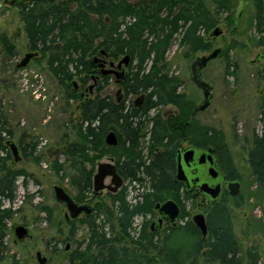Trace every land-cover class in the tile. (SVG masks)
<instances>
[{
	"label": "trees",
	"instance_id": "trees-1",
	"mask_svg": "<svg viewBox=\"0 0 264 264\" xmlns=\"http://www.w3.org/2000/svg\"><path fill=\"white\" fill-rule=\"evenodd\" d=\"M251 1L255 10V30L260 36L257 43L264 46V0ZM211 2L214 11L206 0H34L21 8L29 49L39 51L42 57L48 56V69L67 90V98L80 100L75 139L65 142L61 152L64 161L55 159L53 170L62 180L69 177L76 190L73 197L83 203L93 193L98 160L108 155L116 159L119 172L126 181L135 184L133 189L137 191L135 203L128 199V188L124 187L116 194H108L112 207L105 206V202L99 203L96 213L69 222L71 238L76 235L79 223H85L88 228L87 242L80 241L69 254V264H242L239 239L227 205L233 199V204L240 206L242 195L232 196L227 201V194L212 207L207 216L205 241L191 220L183 226L170 228L164 235L152 233L149 221H145L136 236L131 234L136 217L153 214L154 205L159 201L175 200L181 206L180 218L188 216L185 202L192 195L173 180L176 151L182 142L203 148L213 146L227 178L241 181L223 130L191 118L197 105L180 90L182 80L167 69V52L177 36H180L179 44L187 48V55L194 56L197 52L214 50L215 37L211 32L220 22L217 14L226 13V20L234 23L235 7L231 0ZM1 43L13 54L6 35L1 36ZM101 50L113 58L130 56L129 72L119 83L124 96L116 100L100 94L84 99L73 81L77 78L85 85L92 79L96 65L90 58ZM227 50L222 55L228 70L233 66L235 70ZM39 55L34 60L38 61ZM101 88L100 85L98 89ZM143 93L146 101L142 108L127 102L130 96ZM167 105L175 106L177 111L168 115L151 114ZM261 120V133H254L250 140L248 163L254 181L264 193V105ZM111 130L119 138L115 147L108 146L105 141ZM11 134L8 119L0 117L2 236L15 213L13 207L5 206L4 202H14L17 181L29 176L25 169L8 165L11 156L5 135ZM37 145L32 143L30 151L24 146V153L33 155ZM148 184L149 190L141 193V188ZM102 214L108 221H97ZM179 228L197 237L194 251L188 257L185 250L173 242V234ZM203 247H212V250L198 257ZM246 257L249 264H259L257 252L248 250Z\"/></svg>",
	"mask_w": 264,
	"mask_h": 264
},
{
	"label": "rangeland",
	"instance_id": "rangeland-1",
	"mask_svg": "<svg viewBox=\"0 0 264 264\" xmlns=\"http://www.w3.org/2000/svg\"><path fill=\"white\" fill-rule=\"evenodd\" d=\"M206 1L214 11L215 6L211 0ZM231 1L235 7L234 23L226 20V13L217 14L220 19L218 26L222 28L223 33L215 37L214 49L220 48L221 55L202 70L203 79L213 86V98L210 106L199 112L195 119L203 125L223 130L225 134L227 146L241 174L242 186L237 194L243 196L241 205L235 206L231 196H226L227 201L231 199L227 205L231 212L234 232L239 239V257L242 264H249L246 253L252 250L259 254V264H264V193L254 181L248 163L251 137L262 130L264 60H257V56L264 46L257 43L260 36L255 30L252 1ZM20 12V8L0 7V117L2 120L8 119V128L12 131L11 135H5L6 140H14L20 147L19 162L15 161L9 148L11 159L8 160V165L14 169H25L29 176L26 183V180L21 178L17 181L14 202H4L5 206H12L15 213L8 221L6 234H0V264H39L36 257L38 251L47 257V264H69V254L77 248L80 241L87 242L88 228L85 223H79L76 235L71 238L72 226L69 222L72 220L66 219L68 209L56 199L54 187L61 185L73 196L76 190L71 186L68 176L62 180L61 176L55 173L52 163L57 158L64 161V156L61 155L64 144L75 139L74 128L79 121L80 100L67 98V90L62 88L48 69V56L42 57L40 54L38 61L33 60L27 67H16L24 54L30 51ZM2 35H6L10 40L13 54H9L1 43ZM179 39L180 36H177L167 52V69L170 74L182 80L180 90L198 105L203 101L204 95L192 81L191 62L197 56L209 54L211 51L197 52L194 56L187 55V48L179 44ZM226 50L235 64V70L234 66L228 70L222 55ZM98 53L99 51L90 59L93 60ZM122 57H110L108 61L114 60L118 63ZM125 69L127 74L129 67ZM97 75L99 68L96 65L93 76ZM108 76L107 79L101 76L97 81L89 79L85 85L77 78L73 81L84 99L97 94L111 96L114 100L119 96L123 97L124 90L116 82V77ZM100 85L102 88L99 90ZM138 96H130L127 102H134ZM176 111L175 106L167 105L153 110L151 114L160 112L162 115H168ZM32 143L38 144L37 150L33 155H26L23 147L26 146L27 151H30ZM184 143L188 144L187 141ZM111 158L113 157L105 155L98 163L115 161ZM106 183H110V178L106 179ZM134 185L129 181L124 184L128 188V199L132 203L137 201L134 198L137 194L133 189ZM146 190H149V184L146 188H141L140 192ZM99 195L94 198L93 193H90L87 200H92L93 206L102 202L106 203L105 206L112 205L107 190ZM185 209L189 214L186 219L179 217V226H183L187 220L193 221L195 214L206 210L198 199L186 200ZM83 216L78 219H83ZM99 219L107 220L105 214L97 217V221ZM151 220L152 218H149L148 226ZM142 221L141 217L135 219L132 235H137ZM17 225H24L29 232L22 242L16 240L14 228ZM167 231L168 229L162 232V235ZM173 236L175 246L185 250L187 257L192 255L196 235L179 228ZM202 250L198 257L206 255Z\"/></svg>",
	"mask_w": 264,
	"mask_h": 264
},
{
	"label": "water",
	"instance_id": "water-1",
	"mask_svg": "<svg viewBox=\"0 0 264 264\" xmlns=\"http://www.w3.org/2000/svg\"><path fill=\"white\" fill-rule=\"evenodd\" d=\"M27 0H4V3H0V7L3 4H10L12 6L22 5ZM134 1V0H130ZM223 33L220 26H216L211 36L218 37ZM102 53H105L102 50ZM221 53V49L217 48L211 51L209 54L197 56L191 62V73L193 83L203 91L204 99L198 104L192 111L191 118L194 119L196 115L205 111L211 104L213 98L212 89L213 86L210 82L202 78V70L206 68L211 61L216 59ZM39 55L37 51H29L24 54L21 60L16 64L17 68H25L29 63ZM96 57L95 62L99 60ZM257 60H264V48L258 53ZM130 63V56L125 55L118 64L111 62V67L106 69L105 61L99 64L102 69V74H116L117 81L120 82L125 77V70L121 69L123 64L126 66ZM120 93V91H119ZM145 94H141L135 101V106H140L141 102L145 99ZM108 146H116L118 143V137L114 130H111L105 138ZM7 145L11 150V153L16 162L21 160L19 145L12 139L7 140ZM176 176L175 182H185L187 191L191 190V187H198L201 192L209 197L210 202H216L220 196L228 191L232 195H237L240 191L241 184L238 180L228 181L225 183L226 176L223 174L221 167L218 165L217 159L214 155V149L212 147L207 150L198 149L196 146H190L185 150H179L176 158ZM196 170L194 173L193 171ZM111 178V183H106V179ZM124 184V178L118 171L116 162L103 161L99 162L96 172L93 177V189L94 192H101L105 189L117 192L119 188ZM55 197L56 199L65 204L68 213H66V219L71 221L81 216V214H90L93 211V207L90 204L78 203L73 195L61 185H55ZM155 208L159 211L160 217L158 219L159 226H162L164 219L170 221L173 225L177 224V220L181 213V208L176 201L168 199L164 202H157ZM164 218V219H163ZM194 224L199 228L205 239L208 234V226L204 213H197L193 216ZM156 222L153 223L152 228ZM16 240L22 242L28 236L29 232L24 225H17L14 228ZM69 245L67 246V249ZM210 249H205L204 253H207ZM39 264H47L48 259L41 251L36 253Z\"/></svg>",
	"mask_w": 264,
	"mask_h": 264
},
{
	"label": "flooded vegetation",
	"instance_id": "flooded-vegetation-1",
	"mask_svg": "<svg viewBox=\"0 0 264 264\" xmlns=\"http://www.w3.org/2000/svg\"><path fill=\"white\" fill-rule=\"evenodd\" d=\"M32 1H34V0H27V1H25L22 5H19V6H12V5H10V4H3L2 6H11V7H16V8H22L23 6H25V5H27L28 3H30V2H32ZM0 3H4V0H0ZM1 6V7H2ZM262 50V49H261ZM30 51H34V50H30ZM29 52V51H28ZM38 53H39V51H37ZM38 57V56H37ZM96 57H99L100 59L99 60H97L96 62H95V58ZM110 57L111 56H109L108 55V53H102V50L96 55V56H94V58H93V63L95 64V65H97L98 66V68H99V75H97V76H92V79H94L95 81H97L98 80V78H100L101 76H103V77H105V76H107V75H114L115 77H116V82L117 83H120V82H122V81H120V82H118L117 81V76H116V74H107V75H103L102 74V69L100 68V66H99V64H101L102 62H103V60L105 61V64H106V69H109V68H112L111 67V62L113 61V62H115L114 60H110V61H108V59H110ZM124 57V56H123ZM122 57V58H123ZM36 58V57H35ZM34 58V59H35ZM33 59V60H34ZM32 60V61H33ZM31 61V62H32ZM119 62V61H118ZM115 64H118V63H116L115 62ZM129 65H130V63L126 66L125 64H123V66H122V68L121 69H124V70H126L125 68L126 67H129ZM125 77H126V71H125ZM124 77V78H125ZM123 78V79H124ZM203 78V77H202ZM143 94H145V93H143ZM141 95V94H140ZM139 95V96H140ZM146 95V94H145ZM138 96V97H139ZM119 98V97H118ZM135 101H136V99L134 100V105H135ZM145 101H146V96H145V99L141 102V104H140V106H135L136 108H142L143 106H144V104H145ZM195 119V118H194ZM117 134V133H116ZM117 137H118V135H117ZM118 143H119V138H118ZM118 143H117V145H118ZM116 145V146H117ZM190 146H195V145H193V144H190V143H188L187 145H185V143L184 142H182L181 144H180V146H179V148L177 149V151H176V156H175V173H174V177H173V180H174V182H175V176H176V166H177V161H176V158H177V155H178V151L179 150H185V149H187L188 147H190ZM111 147H115V146H111ZM197 147V146H196ZM210 147H212L213 149H214V155H215V157H216V159H217V162H218V165H219V161H218V158H217V156H216V152H215V148L213 147V146H209V147H206V148H203V147H197L198 149H202V150H207L208 148H210ZM20 148V147H19ZM111 159H113V158H111ZM115 159V158H114ZM113 162H116L117 163V161H116V159H115V161H113ZM117 166H118V164H117ZM118 171H119V169H118ZM196 170H194L193 171V173L195 172ZM223 171V170H222ZM120 173V172H119ZM121 174V173H120ZM223 174L226 176V174L223 172ZM122 177H123V175H122ZM124 178V177H123ZM236 180H238V179H236ZM125 179H124V184H125ZM228 181H235V180H230V179H228L227 178V176H226V179H225V183H227ZM239 182H240V184H241V181L240 180H238ZM110 183H111V178H110ZM176 184H180V185H182V187H183V190L184 191H186V192H188V193H191V195H192V198L191 199H198L199 200V203H200V205L202 206V207H204L206 210H205V212H203L204 214H205V217H206V222H207V216L210 214V212L212 211L211 209H212V207L216 204V203H218L225 195H229V196H237V195H232L230 192H228V191H225L221 196H220V198L216 201V202H210V199H209V197L208 196H206L203 192H201V190L198 188V187H195V186H193V187H191V190L190 191H187V189H186V184H185V182H181V183H177V182H175ZM109 184V183H108ZM124 184L119 188V190L117 191V192H112L111 190H108V189H105V190H107L108 191V194L110 193V194H116V193H118L120 190H122L124 187H126V186H124ZM124 186V187H123ZM241 186H242V184H241ZM240 190H241V188H240ZM104 191V190H103ZM103 191H101V192H103ZM101 192H94V189H93V195H96V197H94V198H97V197H99L100 195V193ZM240 192V191H239ZM239 194V193H238ZM169 199H171V198H169ZM168 200V199H167ZM173 200V199H172ZM166 201V200H165ZM175 201V200H174ZM91 202H92V200H86L85 202H83V203H81V204H90V205H92L91 204ZM159 202H164V201H159ZM178 205H179V203H177ZM155 205H156V203H155ZM155 205H154V213L153 214H149L148 216H144V215H139V216H137V217H141L142 218V223L143 222H145V221H149V218H152V220H151V223H150V225H149V229H150V231L153 233H157L158 232V234H160L161 233V235H162V232H165V230L166 229H168V231L170 230V228H176V227H178L179 225H178V220H179V218H178V220H177V224L176 225H173L170 221H168L167 219H164V221H163V224H162V226H159V224H158V219L160 218V217H162L161 215H160V213H159V211L155 208ZM180 206V205H179ZM92 207H93V211H92V213H90V214H81V216H83V219L84 218H87V217H89V216H91L92 214H94V211H96V206H93L92 205ZM180 208H181V206H180ZM208 208H209V210H208ZM181 214V213H180ZM136 217V218H137ZM180 217V216H179ZM79 218V217H78ZM78 218H76V219H78ZM154 218V219H153ZM74 220V219H73ZM82 220V219H81ZM154 222H156V224L154 225V227L152 228V225H153V223ZM193 222V221H192ZM194 223V222H193ZM134 225V224H133ZM195 225V224H194ZM196 226V225H195ZM197 227V226H196ZM198 228V227H197ZM141 229H142V224H141V226H140V228H139V231H138V233L141 231ZM199 229V228H198ZM131 232H132V230H131ZM137 233V234H138ZM202 234V233H201ZM208 235V234H207ZM208 236H206V238H207ZM206 238L204 239L203 238V236H202V239L205 241L206 240ZM205 249H210L207 253H204V250ZM211 250H212V247H205L203 250H202V253L203 254H208V253H210L211 252ZM201 252V251H200Z\"/></svg>",
	"mask_w": 264,
	"mask_h": 264
}]
</instances>
